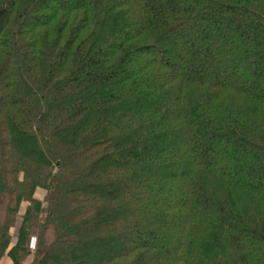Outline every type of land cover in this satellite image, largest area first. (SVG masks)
Instances as JSON below:
<instances>
[{"label":"trees","instance_id":"trees-1","mask_svg":"<svg viewBox=\"0 0 264 264\" xmlns=\"http://www.w3.org/2000/svg\"><path fill=\"white\" fill-rule=\"evenodd\" d=\"M4 259L264 264V0H0Z\"/></svg>","mask_w":264,"mask_h":264},{"label":"rangeland","instance_id":"rangeland-1","mask_svg":"<svg viewBox=\"0 0 264 264\" xmlns=\"http://www.w3.org/2000/svg\"><path fill=\"white\" fill-rule=\"evenodd\" d=\"M225 161H226V163H229V161L230 160H224V163H225ZM231 164V163H230ZM44 194H45V191L44 190H39L38 191V193H37V197H39V199H43V197H44ZM23 213V212H22ZM22 223H23V216H22V214H20V215H18V219H17V225H16V228L13 230V234L14 235H17V233H18V231H19V229H20V227H21V225H22ZM144 231H146V229L144 230ZM93 253V252H92ZM89 260V259H88ZM0 264H3V262H1ZM27 264H31V263H27Z\"/></svg>","mask_w":264,"mask_h":264},{"label":"crops","instance_id":"crops-1","mask_svg":"<svg viewBox=\"0 0 264 264\" xmlns=\"http://www.w3.org/2000/svg\"><path fill=\"white\" fill-rule=\"evenodd\" d=\"M1 262H3V264H11L10 260H8V259H4V260L1 261ZM1 262H0V263H1Z\"/></svg>","mask_w":264,"mask_h":264}]
</instances>
